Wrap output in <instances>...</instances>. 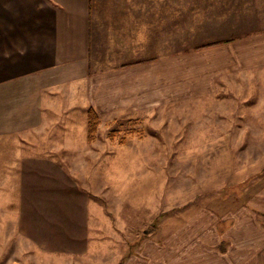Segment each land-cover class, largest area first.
<instances>
[{
  "label": "crops",
  "instance_id": "1",
  "mask_svg": "<svg viewBox=\"0 0 264 264\" xmlns=\"http://www.w3.org/2000/svg\"><path fill=\"white\" fill-rule=\"evenodd\" d=\"M263 1L241 0L240 9L229 11L228 38L212 36L208 42L187 46L185 0H0V184L11 183L10 168L18 169L12 178L19 184L70 180L63 169L75 168L76 163L51 154L77 148L71 135L76 115L67 114L75 108L83 115L84 131L88 107L99 115L100 125L210 99L229 81V90L241 93L238 98L231 90L235 102L241 100L248 109L255 100L259 110L256 115L244 111L241 119L264 120ZM235 15L241 27L233 23ZM208 118L199 119L201 129L214 125L210 121L215 119ZM234 129L233 135L227 131L229 137L240 135ZM89 196L55 194L69 212L56 226L72 232L51 246L53 264H200L208 254L213 258L205 264H220L236 255L235 250L264 244L263 227L252 224L254 213L250 223L229 224L230 215L222 220L226 217L199 210L175 228H162L157 239L143 233L134 243L120 241L128 252H109L115 258L105 259L107 253L99 251L105 241L100 239L105 212L100 221L95 203L99 196ZM77 200L85 205L91 200L94 217L89 219L76 204L72 205L77 210L69 209L68 202ZM98 222L101 233L94 228ZM250 228L258 230L259 239H245ZM259 259L264 264L262 256Z\"/></svg>",
  "mask_w": 264,
  "mask_h": 264
},
{
  "label": "rangeland",
  "instance_id": "2",
  "mask_svg": "<svg viewBox=\"0 0 264 264\" xmlns=\"http://www.w3.org/2000/svg\"><path fill=\"white\" fill-rule=\"evenodd\" d=\"M185 1L187 46L208 42L212 36L228 38L229 11L242 6L241 0ZM237 16L233 23L241 27ZM228 86L229 81L226 89L210 99L158 108L146 116L102 122L91 145H87L86 126L84 131L81 128L83 115L77 108L70 110L67 114L76 115L71 135L77 148L72 153L51 155L76 163L75 168L63 169L71 181L44 178L34 184H19L12 178L18 169L10 168L11 183L0 184V264H53L51 246L72 232H61L56 226L69 213L65 201L56 199L57 192L72 193L76 198L79 192L90 196L96 192L99 196L95 203L100 208V221L105 212V232L100 237L105 241L99 251L107 253L105 259L115 258L109 252H128L120 241L134 243L143 233H152L157 239L162 228H175L199 210L226 217L222 220L230 215L229 224L250 223L254 213L252 224L263 227L260 234L264 239V120L241 119L244 111L256 115L259 110H255V100L250 101L248 109L241 100L235 102L233 91H239H231ZM261 107L264 109V105ZM235 115L239 117L235 119ZM210 116L215 119L210 121L213 126H207L212 131L201 129L199 119L209 121ZM232 128L240 135L232 136ZM111 130H118L114 139L108 136ZM139 130L143 132L141 137L137 136ZM121 136H125L124 143L118 142ZM68 203L69 209H76L72 204L84 209L89 219L95 215L91 204L80 200ZM222 220L218 223L224 225ZM97 227L101 233V223H96ZM249 231L248 237L245 234L248 241L260 238L257 229ZM231 233L237 235L236 230ZM112 244L116 246L109 249ZM235 254L220 264L262 263L259 256L264 259V244L254 243L235 250ZM208 255L202 256L200 264L213 258Z\"/></svg>",
  "mask_w": 264,
  "mask_h": 264
},
{
  "label": "trees",
  "instance_id": "3",
  "mask_svg": "<svg viewBox=\"0 0 264 264\" xmlns=\"http://www.w3.org/2000/svg\"><path fill=\"white\" fill-rule=\"evenodd\" d=\"M217 43V42H215ZM99 115L95 112V110L92 107H88L86 109V140L89 143H92L96 138L97 128L99 125ZM118 133V130H111L109 131V138L114 139L116 138V135ZM143 132L137 133V136L141 137ZM125 136H121L118 140L119 143H124ZM122 262H119L118 264H121Z\"/></svg>",
  "mask_w": 264,
  "mask_h": 264
}]
</instances>
